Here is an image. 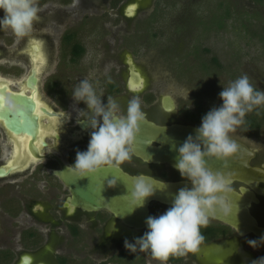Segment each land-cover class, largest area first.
<instances>
[{"label":"flooded vegetation","instance_id":"obj_1","mask_svg":"<svg viewBox=\"0 0 264 264\" xmlns=\"http://www.w3.org/2000/svg\"><path fill=\"white\" fill-rule=\"evenodd\" d=\"M107 1L62 0L63 6H57L53 0H39L41 10L37 23L45 29L43 34L40 33L45 40L42 35L35 34L24 46V51L17 54L24 55L29 63L28 72L18 79L17 87L10 79L0 76V85H5L6 90L30 97V113L38 123L34 133H16L8 129L0 118V264H159L150 253H132L124 247L126 239L134 242L147 231V227L141 230L128 228L107 208L88 211L73 206L69 200L70 188L54 174L61 169L60 162L65 166L71 165L75 162L77 150H87L91 129L82 118L84 114H77L76 111L86 109V105L83 102L74 103L71 97L82 80H89L105 104H115L118 114L126 110L130 99L138 97L146 122L169 131L176 130L178 135L183 133L184 128L199 127L202 117L208 112L200 102L177 109L173 95L164 92L158 83L163 79H155L152 74L146 73L117 36L120 31L128 30L138 11L146 13L151 0H130L124 8L115 10L114 14L121 18L119 21H125L118 27L108 26L113 33L110 36L112 41L107 38L102 44H89L81 39V28L92 19L90 16L100 20L94 8ZM132 6L135 9L138 7L136 13L135 9L133 14L128 12ZM86 12L97 14L87 15ZM80 15L82 17L77 21ZM57 34H60L59 48L55 51L53 38ZM35 43L40 55L37 65L33 61ZM203 51L208 54L211 50L204 47ZM197 52L196 49L193 52L191 62L194 65L206 70L211 64L220 66L217 56L210 53L208 61L204 58L203 61ZM64 65H70L71 70L76 72L63 74ZM95 65L102 73L90 72V67ZM46 71L47 79L41 87L40 76ZM42 91L47 94L45 98ZM35 95L43 105L37 104ZM164 96L172 98V109L163 105ZM254 111L255 121H249L251 117L244 118L241 125L244 130L257 132L261 129L264 108L260 106ZM139 129L138 134L144 135L147 141L150 134L148 127L141 124ZM243 133H230V137L253 152L248 165L258 168L263 174V179H258L256 185L258 192L241 179L243 170L232 174H228L229 170L220 172L230 176L233 190L240 193V188L246 187L254 192L257 201H252L249 210L258 224L264 226V148L261 151L252 147L244 140ZM21 137L24 138L23 144L20 143ZM253 137L258 138L257 135ZM137 140L139 138L135 137L131 159L120 167L122 173L130 178L143 175L161 181L190 184L181 178L174 164L144 158L138 153L143 147ZM150 145L166 148L162 141L151 140ZM147 146H144L146 150ZM170 206L151 201L148 204L149 215L159 216ZM201 234L204 241L196 253L170 257L167 264H252L253 260L264 257V242L256 248L247 243L260 238L252 233L240 234L237 229L212 217L208 226L201 228Z\"/></svg>","mask_w":264,"mask_h":264},{"label":"clouds","instance_id":"obj_2","mask_svg":"<svg viewBox=\"0 0 264 264\" xmlns=\"http://www.w3.org/2000/svg\"><path fill=\"white\" fill-rule=\"evenodd\" d=\"M0 10L4 13L0 28L11 30L18 38L27 36L39 19L38 0H0ZM71 97L74 103L86 105V109L76 111L84 114L82 118L91 131L87 150H77L75 162L67 169L79 178L94 175L102 169L119 170L131 159L132 144L145 119L140 99H130L126 110L118 114L117 106L111 102L105 104L87 79L80 81ZM219 98L222 104L210 109L195 129V135L187 136L176 148L175 168L191 187L180 188L163 214L146 218L147 231L134 242L124 241L128 251L147 252L159 264H167L170 257H183L199 250L204 241L201 228L208 226L216 209L225 214L232 213L231 178L220 171L213 172L206 165V158H215L223 162V167H228L229 159L237 152L230 133L244 123L248 113L264 106V90L254 88L245 74L222 87ZM0 107L13 114L21 111L7 99H0ZM67 116L69 118V114ZM149 179L138 175L130 183L127 193L131 204L129 212L143 207L146 199L154 195L156 186ZM260 242H264V236L259 241L247 243L256 248ZM252 264H264V257L253 260Z\"/></svg>","mask_w":264,"mask_h":264},{"label":"rangeland","instance_id":"obj_3","mask_svg":"<svg viewBox=\"0 0 264 264\" xmlns=\"http://www.w3.org/2000/svg\"><path fill=\"white\" fill-rule=\"evenodd\" d=\"M53 1L57 6L64 4L62 0ZM129 1L108 0L98 4L94 10L98 11L100 20L90 16L92 19L88 21L92 22L84 23L80 31L81 39L89 44H102L107 38L112 41L110 36L113 33L108 26L124 24L125 20L120 22L121 18L114 12L124 8ZM137 11L138 7L135 13ZM86 13L91 15L92 12ZM3 15L0 10V18ZM133 17L128 30L120 31L117 36L146 73L152 74L155 79H163L158 83L164 92L173 95L177 109L192 105V102L203 103L207 111L219 107L222 104L219 98L222 87H227L245 74L254 88L264 90V0H151L146 13L138 11ZM44 32L45 29L39 27L37 20L33 23L32 31L23 38L16 37L11 30L0 28V76L10 79L14 87L29 69L26 57L17 54L24 51V46L35 34L39 36ZM60 34L53 38L55 51L59 48ZM42 38L44 41L43 35ZM204 47L217 56L220 66L211 64L206 70L191 62L195 49L201 60L208 61L211 54L205 53ZM98 68V65L90 67V72L102 73ZM74 72L70 65H64L63 74ZM47 73L43 72L40 76L41 87L47 79ZM43 91L45 98L47 94ZM251 115L255 113L250 112L245 118ZM239 131L244 132L243 137L248 144L263 150L264 121L257 132L244 130L241 126L235 132ZM252 132L258 138L251 136Z\"/></svg>","mask_w":264,"mask_h":264},{"label":"water","instance_id":"obj_4","mask_svg":"<svg viewBox=\"0 0 264 264\" xmlns=\"http://www.w3.org/2000/svg\"><path fill=\"white\" fill-rule=\"evenodd\" d=\"M32 73L34 74L35 71L32 70ZM19 94L21 93L6 90L5 85L3 88H0V99L9 100L17 109L21 110L13 114L7 108L0 107V118L4 120L5 126L13 132L26 131L34 133L38 123L36 117L30 113L32 109L30 97ZM163 105L168 109H172L174 106L172 98L170 96H164ZM142 126H147L150 134L147 141H145L144 135L138 134L136 136V138H139L137 142L139 141L143 147L140 150L141 152L138 153L144 158L146 157L154 161H168L174 165L178 157L176 148L182 145L187 136L195 135V129L192 128H189V130L188 128H184L182 129L183 133L178 135L176 134V130L169 131L168 129L155 127L152 123L146 122L145 120ZM151 140L162 141L165 143L166 148L160 149L151 146ZM146 145H148L147 150L144 147ZM173 145H175V148ZM236 145L237 152L229 159L227 168L222 166L223 162L215 158H206V165L214 170V172L229 170L228 174H232L236 170H243L244 176L241 179L253 190L258 192L256 185L258 179H263V174L258 168H252L248 165V160L253 156V152L245 145L238 143ZM60 164L61 169L54 171V174L59 176L70 188L71 196L69 200L73 206L88 211L107 208L122 221L123 225L134 230H141L147 227L145 220L150 216L148 204L151 201L171 205L174 196L180 188L191 187V184L185 182L161 181L150 176H145L146 178H150L149 182L156 186L154 188V195L146 199L143 207L129 212L131 204L127 198V193L130 188V183L135 176L130 178L122 173L121 169H102L94 175L79 178L67 169L68 166L63 165L61 162ZM113 184L115 186L111 187ZM229 200L233 208L232 213L225 214L220 209H216L211 217L237 229L240 234L252 233L258 238L264 236V226L258 224L249 210L252 201H257L254 192L246 187L240 188V193L233 190L229 194Z\"/></svg>","mask_w":264,"mask_h":264},{"label":"bare ground","instance_id":"obj_5","mask_svg":"<svg viewBox=\"0 0 264 264\" xmlns=\"http://www.w3.org/2000/svg\"><path fill=\"white\" fill-rule=\"evenodd\" d=\"M134 9H135V7L132 6V7H130V8L128 9V12H130L131 14H133ZM130 13H129V14H130ZM35 44H36V43H35ZM34 46H35L36 48H35ZM33 48H35V52H36L35 57H39V59H40V55H38V53H39V51H38V50H39V49H38V48H39L38 45H37V44H36V45H33ZM35 57L33 58L34 60H33V59H32V60H33L34 63L37 65L38 62H37V60L35 59ZM38 66H39V65H38ZM36 68H37V67H36ZM36 68H35V70H36ZM35 97H36V102H37V104H38V105H41V104L43 105V102L41 101V99H40L39 97H37V95H35ZM21 138H22V137H21ZM21 138H20V139H21ZM18 141H19V140H18ZM24 145H25V144H24ZM24 145H23V148L26 149V147H25ZM21 147H22V146H21ZM19 152H20V151H19ZM19 154H20V153H19ZM16 155H17V153H16ZM8 163L10 164V163H11V160H10Z\"/></svg>","mask_w":264,"mask_h":264},{"label":"snow or ice","instance_id":"obj_6","mask_svg":"<svg viewBox=\"0 0 264 264\" xmlns=\"http://www.w3.org/2000/svg\"><path fill=\"white\" fill-rule=\"evenodd\" d=\"M35 59L37 60V62H39V57H35ZM3 87H4L3 85H0V88H3ZM19 95H22V93L19 94ZM20 143H21V144L24 143V138H23V137L20 139Z\"/></svg>","mask_w":264,"mask_h":264},{"label":"trees","instance_id":"obj_7","mask_svg":"<svg viewBox=\"0 0 264 264\" xmlns=\"http://www.w3.org/2000/svg\"><path fill=\"white\" fill-rule=\"evenodd\" d=\"M256 1L261 2V1H263V0H256ZM252 112L255 113L254 110H253ZM253 116H254V115H251V119H250L249 121H255ZM262 118L264 119V117H262ZM262 118H261V119H262ZM247 122H248V121H247Z\"/></svg>","mask_w":264,"mask_h":264}]
</instances>
